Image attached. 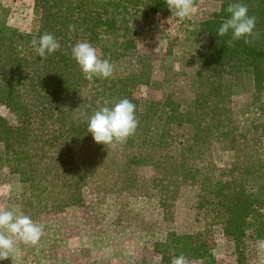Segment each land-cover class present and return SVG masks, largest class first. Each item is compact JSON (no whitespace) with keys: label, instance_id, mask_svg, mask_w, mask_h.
Here are the masks:
<instances>
[{"label":"trees","instance_id":"trees-1","mask_svg":"<svg viewBox=\"0 0 264 264\" xmlns=\"http://www.w3.org/2000/svg\"><path fill=\"white\" fill-rule=\"evenodd\" d=\"M198 1L192 0L193 6ZM214 1L219 8L198 28L207 45L198 50L197 94L187 110L173 93L143 100L134 92L142 84L163 89L176 75L169 68L168 77H153V64L137 52L131 25L142 14L169 12L167 0H34L21 12L11 1L0 6V108L13 116L0 111L3 160L33 191L51 196L50 211L83 206L91 184L104 190L115 183L130 194L142 192L148 186L142 171L149 166L157 169L151 184L160 190L164 211H172L170 201H178L183 189L197 191L190 208L195 225L169 232L156 244L160 263L145 264H171L181 254L187 263L216 264V224L234 240L239 256L245 242L264 239V105L259 104L264 0ZM234 2L246 4L256 17L247 43L232 40L231 33L218 35ZM44 33L57 38L61 47L41 59L31 40ZM81 41L114 64L110 78H84L71 56V48ZM246 75L254 85L257 119L255 108L234 101ZM89 86L91 97L84 99L82 90ZM120 98L136 105L138 127L123 144H97L86 131L87 118L105 101ZM217 148L234 150L229 166L218 165Z\"/></svg>","mask_w":264,"mask_h":264},{"label":"rangeland","instance_id":"rangeland-1","mask_svg":"<svg viewBox=\"0 0 264 264\" xmlns=\"http://www.w3.org/2000/svg\"><path fill=\"white\" fill-rule=\"evenodd\" d=\"M4 1L0 0V6ZM7 1H11L10 5L19 12L34 3V0ZM218 8L214 0H199L193 6L191 17L182 22L171 17L170 10L166 14L151 12L147 16L136 17L131 25L136 33L137 52L151 60L153 77L157 80L168 77L171 74L169 68L176 73L172 76V83L163 89L143 84L137 86L134 91L136 97L160 100L166 93H173L184 110L190 107L197 94L198 50L207 45L206 39L198 34L199 24ZM15 23L26 28L22 19ZM97 54L99 56L98 50ZM91 93L89 86L83 88L81 94L88 99ZM254 93L253 82L246 75L236 89L234 101L255 108L257 119L261 115L254 104ZM259 104L264 105V91ZM0 111L13 119L5 107ZM215 150L219 166H229L234 161L233 149ZM3 157L0 144V209H15L29 215L43 226V235L36 245L18 242L12 257L0 261V264L160 263L161 254L157 252L156 244L164 241L171 231H188L195 225L190 208L197 191L190 187L183 189L178 201H170L169 205L175 206L172 211H164L160 190L151 184V178L158 174L154 166L142 171L148 181L142 192L130 194L115 183L104 190L91 184L85 189L83 206L56 212L47 207L51 196L33 191L19 174L12 171ZM212 235L216 264H264V239L245 242V251L239 256L234 240L224 233L220 225L212 226Z\"/></svg>","mask_w":264,"mask_h":264},{"label":"clouds","instance_id":"clouds-1","mask_svg":"<svg viewBox=\"0 0 264 264\" xmlns=\"http://www.w3.org/2000/svg\"><path fill=\"white\" fill-rule=\"evenodd\" d=\"M167 8L177 22H182L192 15V0H167ZM224 19L218 28V35L231 33L232 40L243 39L245 43L253 35L256 17L249 15L246 4L231 3ZM36 55L46 59L61 45L57 38L50 33H44L31 40ZM71 56L79 66L86 80L94 78H110L115 71L114 64L108 58H100L97 49L89 42H77L71 48ZM139 121L136 117V105L128 98H120L112 102L105 101L87 118L86 131L94 142L106 146L123 144L134 135ZM43 235V226L36 223L29 215L15 209H0V261L11 258L17 250V243L36 245ZM171 264H187L186 257L181 254L174 257Z\"/></svg>","mask_w":264,"mask_h":264}]
</instances>
